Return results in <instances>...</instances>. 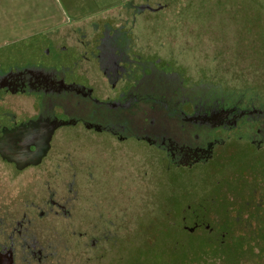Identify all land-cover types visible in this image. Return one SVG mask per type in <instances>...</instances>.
Segmentation results:
<instances>
[{"label": "flooded vegetation", "instance_id": "1", "mask_svg": "<svg viewBox=\"0 0 264 264\" xmlns=\"http://www.w3.org/2000/svg\"><path fill=\"white\" fill-rule=\"evenodd\" d=\"M136 18L122 0L65 30L69 62L0 66V264L119 254L159 219L170 171L264 149L258 105L201 102L200 43L186 65L184 43H136ZM209 214L189 203L180 222L223 238Z\"/></svg>", "mask_w": 264, "mask_h": 264}, {"label": "rangeland", "instance_id": "2", "mask_svg": "<svg viewBox=\"0 0 264 264\" xmlns=\"http://www.w3.org/2000/svg\"><path fill=\"white\" fill-rule=\"evenodd\" d=\"M120 2L122 0H0V66L6 68L35 60L52 64L69 62L77 50L61 47L66 43L65 30L88 15L101 17L108 7ZM250 3L255 4L264 17V0H249ZM205 17L201 15V19ZM60 26H64L61 31ZM257 29L263 37V25ZM226 161L229 162L227 169L215 162L190 172L170 171L165 177L169 183L161 188L160 200L164 204L159 208V219L140 224L136 240L131 241L130 246L121 245L119 254L91 256L87 264H183L187 252L184 242L191 241L189 251H198L200 236L204 233L202 228L193 234L180 229L182 208L189 203L201 212H210L213 222L219 215L220 223H224L230 213L233 217L243 216L245 221L247 212L238 211L255 207L251 188L264 182V149H241ZM245 200L249 203L244 204Z\"/></svg>", "mask_w": 264, "mask_h": 264}, {"label": "trees", "instance_id": "3", "mask_svg": "<svg viewBox=\"0 0 264 264\" xmlns=\"http://www.w3.org/2000/svg\"><path fill=\"white\" fill-rule=\"evenodd\" d=\"M136 3V43H184L186 65H192L193 43H200L202 103L220 100L261 105L257 113L264 114V35L261 37L257 32L260 24L264 27V17L255 4H249V0H136ZM145 3L154 9L141 11ZM201 15L206 17L201 19ZM230 49L236 51L230 54ZM171 82L174 80H169L168 85L173 87ZM163 84L153 80L154 89L164 88ZM158 96L154 94L153 99ZM257 185L251 188L255 207L249 211L236 210L240 214L247 212L246 220L230 213L220 223L217 215L219 234L224 232L225 236L218 238L204 232L199 249L194 252L189 251L191 241L186 240L183 264H264V182ZM180 225L181 230L193 234Z\"/></svg>", "mask_w": 264, "mask_h": 264}, {"label": "water", "instance_id": "4", "mask_svg": "<svg viewBox=\"0 0 264 264\" xmlns=\"http://www.w3.org/2000/svg\"><path fill=\"white\" fill-rule=\"evenodd\" d=\"M3 152V151H2ZM6 154V153H5ZM194 229V227H190V230H193Z\"/></svg>", "mask_w": 264, "mask_h": 264}]
</instances>
